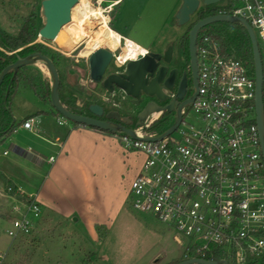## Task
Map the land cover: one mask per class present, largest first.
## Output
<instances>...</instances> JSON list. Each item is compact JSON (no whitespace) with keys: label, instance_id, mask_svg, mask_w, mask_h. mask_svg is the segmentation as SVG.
<instances>
[{"label":"built area","instance_id":"obj_1","mask_svg":"<svg viewBox=\"0 0 264 264\" xmlns=\"http://www.w3.org/2000/svg\"><path fill=\"white\" fill-rule=\"evenodd\" d=\"M218 13L229 14L227 10ZM232 14L252 25L264 66V0H237ZM148 52L146 49L144 54ZM196 55L198 93L182 108L178 127L161 140L146 139L160 135L176 119L175 115L162 132H152L151 127L166 113L160 110L132 128L137 138L119 134L127 150L145 156L131 181L128 203L175 230V240L184 246L183 260L261 264L264 156L257 123L254 63L223 54L220 42L210 34L198 36ZM188 106L196 115L194 124L185 121ZM22 126L33 129L34 119L28 118ZM8 153L4 150L0 157ZM55 160V156L48 159L50 163ZM6 195L12 199L13 215L7 234L14 240L31 235L42 217L37 194L9 185ZM6 258L7 253L0 250V264Z\"/></svg>","mask_w":264,"mask_h":264},{"label":"rangeland","instance_id":"obj_2","mask_svg":"<svg viewBox=\"0 0 264 264\" xmlns=\"http://www.w3.org/2000/svg\"><path fill=\"white\" fill-rule=\"evenodd\" d=\"M85 1L90 2L94 7L105 9L104 13L109 17V25L113 29L131 34L124 31L122 27L123 23L130 24L133 28V33L130 35L132 38L150 46L152 50L160 51L167 44H174L177 51L182 37L188 31L189 25L196 20L197 14L192 16L188 24L179 25L176 20L177 12L174 13L175 9L169 11L171 0H124L121 5L119 2L122 0ZM120 10L125 12L118 21L115 18ZM75 16L79 18V13L76 12ZM28 18L34 19L35 22L34 27L37 32L35 43L43 44L45 47L43 50L55 59L65 101L75 102L79 107L78 111L86 115H89L88 107L95 103L102 105L106 110L122 112L128 110L130 102L122 92L118 90V92L109 93L101 83L91 80L89 56L79 55L86 46L89 35L83 36L76 42H66L65 45H60L58 41L44 40L38 34L43 26L41 0H0V27L4 31L10 30L9 26L12 25V32L19 33L21 26ZM75 21L77 22V19ZM96 30L95 26L89 28L90 32ZM100 47L107 48L105 45ZM124 47L125 40L122 41L119 49L113 50L116 56L108 67L107 73L124 69V66L117 63V56L125 51L129 54L128 50L123 49ZM23 71L31 75L40 88L46 80L50 81L52 86L51 75L42 61L26 66ZM22 96L23 94L18 99L22 112L33 108L35 96H32L34 98ZM187 110L189 113L185 121L196 123V115L190 106ZM59 115L67 123H73ZM21 117L20 115L19 118ZM174 117L170 118L166 127L174 121ZM67 123L63 125L66 126ZM26 137L23 132L17 135V139L21 141H27ZM136 160L139 162L141 157H137ZM129 192L130 187L127 198ZM127 200L124 209L113 220L108 230L102 227L97 230V235L94 231H89L91 238L96 241L89 240L90 235L82 234L80 225L74 227L70 223L44 217L39 220L31 235L14 240L6 232L11 222H3L10 218V203L0 192V223L3 222L0 225V250L7 253L4 264H151L153 262L156 264L173 262L174 264L182 261L184 246L175 240V230L154 215L132 209Z\"/></svg>","mask_w":264,"mask_h":264},{"label":"crops","instance_id":"obj_3","mask_svg":"<svg viewBox=\"0 0 264 264\" xmlns=\"http://www.w3.org/2000/svg\"><path fill=\"white\" fill-rule=\"evenodd\" d=\"M123 2H119V5ZM170 2L169 11L175 9L176 13L183 0ZM124 12L120 10L115 19L119 21ZM9 27L10 30L5 31L15 35L12 25ZM122 27L124 31L133 33L130 24L123 23ZM114 30L121 35L122 41L123 38L131 39L148 50L161 52L138 42L131 34ZM118 58L117 63L122 66L128 60V54L123 53L121 64ZM22 94L27 98L35 96L34 107L23 112L18 104ZM11 111L16 128L0 145V152L9 151L8 155L0 157V192L8 199L10 206L12 199L6 195V189L9 185L18 186L28 193L37 194L42 205V217L46 219L70 223L74 227L80 225L82 234L90 235L89 231H94L97 235V230L102 227L108 230L124 209L131 181L140 171L145 156L127 150L117 134L67 123L51 102L39 97L23 82L12 99ZM28 118L34 119L33 129L22 126ZM66 123V126L63 125ZM21 132L27 136V141L17 139ZM51 156L56 157L53 163L48 161ZM137 157H141L139 162ZM10 206V218L3 222H10L13 216ZM88 239L96 241L91 235Z\"/></svg>","mask_w":264,"mask_h":264},{"label":"water","instance_id":"obj_4","mask_svg":"<svg viewBox=\"0 0 264 264\" xmlns=\"http://www.w3.org/2000/svg\"><path fill=\"white\" fill-rule=\"evenodd\" d=\"M78 1L79 0H42L41 15L43 18V26L39 29V36L44 40L56 41L62 28L71 21L72 9ZM220 2H222V0H183L181 7L176 14L177 23L179 25H186L191 21L192 16L198 13L200 8L215 5ZM218 22L242 24L246 27L249 34L256 77L257 123L264 156V66L259 42L254 29L248 20L239 15L217 13L202 18L194 23L189 31V56L192 68L194 70L198 69L196 44L200 30L208 25ZM172 52V45H169L165 53L150 51L147 54L138 55L127 61L124 70L107 73L108 67L111 65L116 55L110 49L100 47L89 55V75L91 80L96 83H101L109 93H114L119 90L126 96L131 97L136 104L142 102V94L164 102L169 99V95L164 91L172 90L175 87V78H173L172 73L169 72L166 65L171 60ZM38 61H42L45 64L51 75V103L59 114L79 124L95 126L104 131L122 132L133 138L138 137L132 128L123 125H116L107 120L95 117L104 114L105 109L100 104L95 103L89 106V110L94 116L75 113L68 109L61 100V81L57 66L53 59L47 54L33 52L26 56H19L14 63L8 65L2 70L0 74V85L10 71H13L14 74H16L19 69L35 64ZM182 89V84H180L178 86L177 94L174 95L173 99L169 100L164 107L159 106L155 101L150 102L145 106L144 110L139 115L137 121L138 125H142L152 113L160 110H164L168 113L174 111L176 115L174 123L168 129L158 136H146V139L153 141L161 140L178 127L182 121V108L187 104L192 103L194 100V96L184 100ZM180 100L184 101L180 102ZM108 117L120 119V113L116 110H112L108 113ZM125 120L129 121L128 118ZM176 264H228V262L226 260L212 261L202 258H191Z\"/></svg>","mask_w":264,"mask_h":264},{"label":"trees","instance_id":"obj_5","mask_svg":"<svg viewBox=\"0 0 264 264\" xmlns=\"http://www.w3.org/2000/svg\"><path fill=\"white\" fill-rule=\"evenodd\" d=\"M222 1L223 2H220L215 5L204 6L200 8L197 13V18L193 22V24L202 18H205L209 15L217 14L219 11L222 10H227L229 14H232L233 8L237 0ZM34 25V19L28 18L21 26V29L17 35L9 34L0 27V74L5 67L14 63L19 56H26L32 52H41L47 54L43 50L45 48L43 44L35 43L37 32L35 30ZM203 34H210L212 35V37L218 39L221 44L223 54L234 57L236 59L244 60L248 63H253V51L251 40L246 27L242 24L231 22L214 23L213 26H207L200 30L198 35L199 38ZM182 46L189 53V31L186 33L182 40ZM50 57L55 63L54 57L52 55ZM24 68L25 67L19 69L16 74H14L13 71H10L5 77L3 83L0 85V145H2L8 139V137L14 132L16 128L14 116L11 111V102L21 82L26 83L30 88L35 91V93L39 97L45 100H49L51 102L50 81H44L42 83L43 86L40 88V85L38 86V84L35 82L34 78L31 75L24 73ZM60 94L63 104L68 109L75 113L83 114V112L78 111L79 107L76 105L75 102L65 101L63 99L61 92V84ZM169 120V113L166 112L163 117L151 127V131L156 133L162 132L166 128V125L168 124ZM73 123L75 125L87 126L85 124H79L77 122ZM88 127L110 134H121V132L104 131L95 126ZM261 264H264V262Z\"/></svg>","mask_w":264,"mask_h":264},{"label":"bare ground","instance_id":"obj_6","mask_svg":"<svg viewBox=\"0 0 264 264\" xmlns=\"http://www.w3.org/2000/svg\"><path fill=\"white\" fill-rule=\"evenodd\" d=\"M76 12L79 13V18H76ZM104 12L102 7H94L90 2L79 0L72 9L73 16L71 21L62 28L56 41H58L60 45H65L66 42H76L83 36L89 35L90 38L86 46L79 54L81 56H89L101 45H105L111 51L119 49L122 44L121 35L109 25V17ZM76 19L77 22L75 21ZM94 26L97 27V30L95 32H90L89 28ZM124 40V49L129 51L127 61L146 53V48L142 47L137 42L127 38ZM122 61L123 54L118 58L120 64L123 63ZM122 66H124L125 69L126 63Z\"/></svg>","mask_w":264,"mask_h":264},{"label":"flooded vegetation","instance_id":"obj_7","mask_svg":"<svg viewBox=\"0 0 264 264\" xmlns=\"http://www.w3.org/2000/svg\"><path fill=\"white\" fill-rule=\"evenodd\" d=\"M196 18H197V14H196ZM193 22L189 25L188 31H190V29L194 25ZM183 38L184 37H182V40ZM182 40L180 41V47L178 48L177 51L175 50L174 44H167L165 49L161 51V53H165L169 45L173 46L171 60L166 65L168 67L169 72L172 73L173 78H175V87L172 90L164 91L167 95H169V99L167 101L161 102V101H158L154 97H150V96L142 94L141 96L142 102L140 104H136L131 97L126 96L124 93H122L129 99L130 106L126 112L116 110L120 113V119L109 118L108 113L112 110H106L105 108H104L105 109L104 114L102 116H95V117L102 119V120H107L116 125H123L129 128H133L137 124L139 115L141 114V112L144 110L145 106L148 103L155 101L158 103L159 106L164 107L168 103V101L173 99L174 95L177 94L178 86L180 84H182V88H183L182 95H184V100H187L192 96H194V99H195L198 93V89H199L198 69L194 70L192 68L189 53L182 46ZM150 51L151 50H149V52ZM184 100H180V102ZM88 110H89V107H88ZM89 115L94 116L90 112V110H89ZM172 116H175L174 111L169 113V117H172ZM126 118H128L129 121H126L125 120Z\"/></svg>","mask_w":264,"mask_h":264}]
</instances>
